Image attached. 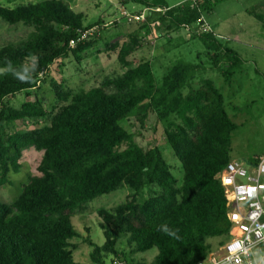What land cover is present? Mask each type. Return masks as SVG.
Returning a JSON list of instances; mask_svg holds the SVG:
<instances>
[{
  "label": "trees",
  "instance_id": "trees-1",
  "mask_svg": "<svg viewBox=\"0 0 264 264\" xmlns=\"http://www.w3.org/2000/svg\"><path fill=\"white\" fill-rule=\"evenodd\" d=\"M135 1L153 8L142 28L179 30L199 23L217 0L173 6L165 0ZM0 19L34 28L26 38L0 46V187L9 182L11 172L20 171L26 148L43 153L38 174L21 184L16 198L8 203L0 196V264H78L72 240L82 235L72 225L73 212L121 187L128 189L125 201L98 210L104 243L89 234L84 238L96 264H106L107 254L132 264L134 259L128 260L118 246L123 236L131 254L158 248L149 264H197L212 252L210 238L220 237V244L229 239L227 199L217 175L232 160L231 142L239 125L214 80L203 78L199 87L189 86L201 72L200 65L178 62L157 82L149 60L128 59L138 42L133 37L118 51L122 74L78 91L53 81L59 106L49 110L37 91L46 71L69 53L78 57L90 48V38L75 47L70 42L96 23L85 24V13L74 11L66 0L13 8L0 3ZM194 37L204 42L211 68L232 84L244 62L239 52L212 31H198ZM14 71L32 78L22 82ZM20 92L24 101L16 108L9 98ZM44 118L50 123L6 130L18 120ZM125 120L131 130L123 126ZM160 139L181 162V183L156 143ZM164 227L177 235H167Z\"/></svg>",
  "mask_w": 264,
  "mask_h": 264
},
{
  "label": "rangeland",
  "instance_id": "rangeland-1",
  "mask_svg": "<svg viewBox=\"0 0 264 264\" xmlns=\"http://www.w3.org/2000/svg\"><path fill=\"white\" fill-rule=\"evenodd\" d=\"M32 1L42 0H0V3L13 8L18 4ZM66 1L70 3L74 11L85 13V24L96 23L97 25L98 23L100 27L99 31L89 37L93 40L90 48L80 53L78 57L72 52L69 53L46 71L45 78L37 88L41 102L46 108L51 110L52 106H59L57 95L52 88L53 81L62 82L66 90L78 91L100 85L107 76L122 74L124 69L118 60L120 46L130 43L133 37H137V46L128 59L133 63L149 60L157 82L161 83L168 70L182 61L201 66V72L189 80L190 87H199L203 78L214 80L227 99L230 115L239 125L231 142L230 156L232 158L249 162L256 155L264 153V95L256 97V100L246 95L249 92L250 82H253L252 86L259 92H264V77L256 72L258 64L260 62L262 64L264 60V52L257 50V47L264 48V0H217L209 12L203 13L207 27L221 43L235 49L244 59L239 68L243 70L242 76L235 77L232 84L225 83L222 73L211 68L204 42L198 37L191 38L192 34L201 29L199 23L179 30L157 29L153 26L145 29L142 28V21L130 22L122 17L124 11L147 14L149 8L144 7L141 2L135 0ZM184 1L187 0H165L171 6ZM105 23L106 26H104ZM33 29L23 23L10 24L0 19V46L26 38ZM255 52L256 55L253 56ZM240 82L244 84L243 95L237 97L234 92L239 91ZM188 88L185 91H188ZM23 101V92L9 98L10 104L16 108H20ZM49 123L48 118L37 121L18 120L7 124L6 130L12 133ZM122 124L126 129L131 130L128 121L125 120ZM148 139L154 140L152 137ZM156 143L177 176L178 182L181 183L183 170L180 160L165 139H160ZM42 156L43 153L34 147H28L23 151L20 171L11 172L9 182L0 187V196L3 201L12 202L18 195L21 184L30 175L38 174L37 168ZM127 194V187H121L77 206L73 212L72 225L82 236L72 240V243L76 245L74 248L76 263L96 264L90 257L92 247L84 241V238L89 234L96 243L100 245L104 243L105 235L100 225L101 218L98 210L113 209L125 201ZM209 242L212 245V252H215L219 249L221 238H210ZM118 246L122 252L127 253L128 260L134 259L132 264L137 262L149 264L159 252L158 248L154 247L145 252L135 251L131 254L129 252L131 246L127 243L125 236L120 238ZM115 258V255L107 254L106 264H112Z\"/></svg>",
  "mask_w": 264,
  "mask_h": 264
},
{
  "label": "built area",
  "instance_id": "built-area-1",
  "mask_svg": "<svg viewBox=\"0 0 264 264\" xmlns=\"http://www.w3.org/2000/svg\"><path fill=\"white\" fill-rule=\"evenodd\" d=\"M152 9L149 8V11ZM146 15L145 12H122V17L130 22H143ZM199 24V32L211 31L203 16L199 18ZM99 27L95 25L83 31L78 38L71 40L70 45L75 47L79 41L99 31ZM217 178L225 189L230 237L220 244L217 251L197 264H257L258 258L264 256V154L252 163L232 159ZM112 264L129 262L116 256Z\"/></svg>",
  "mask_w": 264,
  "mask_h": 264
},
{
  "label": "crops",
  "instance_id": "crops-1",
  "mask_svg": "<svg viewBox=\"0 0 264 264\" xmlns=\"http://www.w3.org/2000/svg\"><path fill=\"white\" fill-rule=\"evenodd\" d=\"M257 50L258 51H260V50H262L263 52H264V48L263 47H257ZM258 51H256V52H258ZM256 52L255 53H253V56H255L256 55ZM258 59V58H257ZM242 69V68H241ZM256 72H258L259 74H262V76L264 77V60H262V64H261V62L258 64V66H257V68H256ZM242 73H243V70H237L236 71V73H235V75H234V78L236 77V78H240L241 76H242ZM240 76V77H239ZM252 83L253 82H250L249 83V88H248V90H249V92H248V94H246L247 96H250L252 99H255L256 100V97L257 98H259V97H262L263 95H264V92H259V90H257V88H255V87H253L252 86ZM239 85H240V89H239V91L238 90H236L237 92H234L235 93V95L237 96V97H239L240 95L242 96L243 95V92H242V89H243V86H244V84H242V82H240L239 83ZM245 88V87H244ZM264 90V89H263ZM256 94V96H253V95H255ZM240 96V97H241ZM264 97V96H263ZM254 101V100H253ZM236 106V105H235ZM262 154H264V153H262ZM262 154H259V155H256L254 158H253V160H251V161H249L248 163H252V162H254L255 160L254 159H257L260 155H262ZM232 159H236V158H232Z\"/></svg>",
  "mask_w": 264,
  "mask_h": 264
},
{
  "label": "clouds",
  "instance_id": "clouds-1",
  "mask_svg": "<svg viewBox=\"0 0 264 264\" xmlns=\"http://www.w3.org/2000/svg\"><path fill=\"white\" fill-rule=\"evenodd\" d=\"M25 64H27V63H25ZM33 64L35 65V63H33ZM25 71H27V68H25ZM13 74L16 76L17 79H19L22 82H28L32 78V76H26L22 72H19V71H14ZM162 231L164 233H166L167 235H170V236H176L177 235L176 231H174L168 227H164L162 229ZM257 264H264V256H261L258 258Z\"/></svg>",
  "mask_w": 264,
  "mask_h": 264
}]
</instances>
